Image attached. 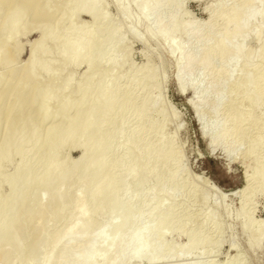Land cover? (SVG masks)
<instances>
[{"label": "bare ground", "instance_id": "1", "mask_svg": "<svg viewBox=\"0 0 264 264\" xmlns=\"http://www.w3.org/2000/svg\"><path fill=\"white\" fill-rule=\"evenodd\" d=\"M111 1L123 17L122 28L132 30L137 37L141 33L137 29L140 26H144L142 34L157 40L165 39L171 30L185 29L188 36L186 44L189 45H179L181 41L177 43L175 37V41H171L170 34L171 42L167 43V40L165 43L169 44L168 52L176 56V80L182 92H191L188 101L194 106L197 117L200 119L203 114L200 106L209 107L206 110L210 120L205 123L203 131L209 127L216 129L215 137L208 142L210 148L219 142H228L230 146L227 144L226 153H229V147L234 150L238 148L250 130H261L259 138L251 141L247 138L249 143L245 156L250 163L251 160L254 162L251 163L253 167L248 183L242 191L243 204L238 218L247 231L250 243L264 241V227L260 222L251 223L249 212L255 194L264 192V157L259 159L256 156L257 150L264 148V0H231L229 5V0H215V5L210 3L212 6H205L210 9H206L210 14L200 25H195L193 21L188 24L180 22L184 12L180 0H133L131 4L138 5L136 12L132 10L129 0ZM83 5H89L90 12L94 9L92 7H96V10L107 14V0H0V184L4 180L8 182L5 168L9 164L16 167L12 179L14 183L10 184H14V187L21 182L25 184L22 190L16 191L14 199L9 200L11 204H6L10 194L6 198L0 196L1 263L8 264L11 259L13 264L15 253L22 249V241L30 236L33 241L28 251L26 249V256L29 259V255L35 253L33 257L36 258V253L40 252L41 257L39 255L36 264H101L113 252L116 255L110 262L112 264L117 263L118 258L125 257L127 260L137 258L152 261L156 258L180 260L190 254L203 256L208 239V231L204 229L206 223L211 222L210 230L217 234L222 232L223 226L217 220L215 210L210 211V207L207 209L210 212L203 213L202 218L197 217L201 218L198 229L190 227L193 217L189 211L193 210V206L187 204L184 198L176 199L186 185L177 181L181 158L173 147L174 140L164 133L166 116L163 113L158 123L157 120L156 123L150 122L151 119L148 121L147 101L150 96L139 102L132 91L148 80L150 82L154 77L155 65L147 61L125 87L116 88L112 93L102 91L92 101H83L85 92L96 82L92 77L93 82L87 83L89 78L83 82L87 73H92L91 76L96 73V80L100 81L103 78H116L126 71L132 60L131 52L125 50L120 59L110 64L94 60L91 63L95 39L91 27L80 24L79 14ZM162 7L172 12H160ZM32 30H37L39 35L28 43L26 59L20 60L24 43L19 38ZM248 36L256 40L254 49L246 48L243 44ZM85 61L92 66L88 64V69L78 75V68ZM194 66L199 70L197 73L193 72ZM161 67L164 68L163 65ZM236 74L237 80L232 82ZM202 83L205 85L202 86ZM200 87L202 95L199 92L197 96L196 89ZM210 94L214 98L209 100ZM224 99L226 106L224 113H220ZM102 106H105L104 110L95 119L96 110ZM239 107H243V110ZM161 111L162 114L164 110ZM117 112L130 113L137 119L129 132L127 119L119 124V135L127 134L129 137L124 142L119 141L128 155L117 162L129 166L128 174L131 179L137 180L136 183L138 178L139 182L140 178L145 182L147 177L156 176L153 153L167 148L161 161L174 167L169 183L159 180L158 186L151 189L145 204L147 220L128 234L124 233V229L126 226L134 227L139 216L132 212L126 200L115 199L112 210L116 215L107 225L93 232L92 217L86 214L89 208L82 204L79 206L80 215L75 217L70 228L49 243L52 231L43 229L42 222L47 220L52 210H63L66 193L70 192L72 186L68 180L56 186L54 180L59 179L66 169L59 161V155L72 144L85 157L91 150L108 147V127L115 124ZM52 114L59 118L48 123ZM103 129L108 132L106 136L96 137V133ZM154 134L157 136L155 143L152 142ZM60 139L61 145L53 150L48 164L38 170L39 174H32L35 177L29 174V178L24 175L27 156L33 153L35 160H38L43 147L52 146ZM102 152L80 167L81 174L100 171V175L87 186L92 190L90 207L96 206L98 201L106 199L112 192V166L103 170ZM80 171L77 170L78 173ZM71 173L68 172V175ZM42 186L44 188L41 189ZM83 187L80 183L77 194ZM6 206L13 212L12 216L7 214ZM178 209L184 213L182 219L177 216ZM224 213L226 216L231 214L228 208ZM82 217H85L84 221ZM36 218L38 220L34 221ZM175 230L185 236L183 245L172 246L167 241L169 234ZM80 240H86V246L72 249V245ZM57 250H60V256L55 260ZM218 263L212 260L206 264ZM190 264L203 263L198 260Z\"/></svg>", "mask_w": 264, "mask_h": 264}, {"label": "rangeland", "instance_id": "2", "mask_svg": "<svg viewBox=\"0 0 264 264\" xmlns=\"http://www.w3.org/2000/svg\"><path fill=\"white\" fill-rule=\"evenodd\" d=\"M131 1L133 0H129L130 6L132 5V10L136 12L138 5L136 3L131 4ZM179 2L181 3V8L184 11L183 16L180 18V22L182 23L183 21V24H186V22L188 24L193 21L195 25L203 24L208 19L210 12H207L208 8L205 6L210 5V3H212V5L216 4L215 0H180ZM227 4H231V0H229ZM92 8H94L92 9L93 12H90V6L83 5L79 14L80 24L86 27L90 26L95 39V43L92 48L93 54L92 56L90 55V58L92 57L93 59L91 58V60L89 58V61L91 60V63L94 60V62L101 61L102 64H110L113 61L120 59L122 56V51L125 50H129L131 52L130 58L132 60H130L129 67L126 68V71L116 78L109 80L103 78L102 81H100L96 80V73L95 75L93 73L94 77L91 76L92 73H87L83 82L89 78L87 80L88 83L91 81V77L92 80L96 82L93 83V85H95L92 86V88L85 92L83 95V101L88 103L89 101L97 98V96L102 91H108L112 93L116 88L125 87L135 76V73L138 71V69L141 68V66L147 61L155 65L156 70L153 73L154 77H151L152 81L150 80L149 82L148 80L146 84L135 87L132 91L139 102L142 101L146 96H150L149 100L147 101L148 118H146L148 121L151 119L150 122L158 123L159 120L161 121L160 118L162 117L163 113L166 116V127L164 133L166 137L172 138L174 140L173 147L181 158V167L179 165L180 170L177 176V181L179 183L185 184V189L187 188L186 190L183 189L182 192H179L176 199L184 198L187 204H191L193 206V210L189 211L193 217L191 218L189 225L193 229H198L203 213L206 211L208 212L209 210L207 209L210 207V211L211 209L215 210L214 212H216V218L223 226L222 232L217 234L210 230L211 222L208 221L206 223L207 225L204 229L205 231L206 229L208 231V239L203 248L205 253H203V256L200 254L201 257L197 254H190L189 257H182L180 260L175 258H156L152 261H149L148 259L137 258L127 260L128 258L125 257L118 258V262L115 264H190L198 260L203 264L212 262V260H214L216 263L219 262L218 264H264V241L261 240L254 244L250 243L248 240L249 236L247 231L242 226L238 218L240 207L243 204L242 191L248 183L250 178L249 174L252 173L251 170L253 167L251 163L254 162L251 160L250 163L249 159L245 156V150L248 148L247 145L249 143H247V138L249 141L259 138L261 136V130H250L248 137L238 148L234 150L233 148L229 147V153L230 150L233 149V151L231 150L232 152L230 154L226 153L228 150V142H219L214 148H210L208 146V142L215 137L216 129L215 127H209L203 131L205 123L207 121L209 122L210 120L209 112L206 110V108L209 107H199L201 109L200 111L203 113L202 117L199 119L194 110V106L190 101H188V99L191 98V92L189 90L182 92L180 84L176 80V70H178L176 56L174 57V55L168 52L169 44L167 45V43H170L172 40L175 41V38L176 42L178 41L177 43L181 41V44L179 45H182V43L184 45L188 42V36L185 33V29L180 28L177 30L178 32L171 30V34L168 32V35L165 37L166 40L164 38V40H157L154 38L149 39L150 37L148 38L145 33L142 34V30L144 32V26H142L143 28L140 26L141 28L138 27L137 29L138 32L141 33L140 36L137 37L132 30L122 28L124 20L122 15L115 7L113 1L107 0V14L103 13L101 10H96V7ZM208 11H210V9ZM160 12L171 13L172 11H167L166 8L162 7ZM180 13L181 9L178 10V15ZM182 17L184 19H182ZM169 34L171 36V41L169 40ZM38 35L39 32L37 30H32L28 34L20 36L19 39L24 43L20 60L26 59L28 56V43L36 39ZM167 40H169V42ZM166 41L167 43H165ZM158 42H160V44ZM243 44H245V47L247 46L246 48L254 49L256 47V40L252 36H248L247 39H245V43L243 42ZM162 45L163 47H160ZM186 45H189V43ZM186 45L185 47L187 48L188 46ZM95 58L97 59L95 60ZM89 61H85L78 68V75L88 69V64H91ZM162 65L164 68L161 67ZM91 66L92 64L90 67ZM198 71L199 70L197 66H194L193 72L197 73ZM162 76L163 78H161ZM234 76L236 78L233 77L234 80H232V82H235V79L237 80V74ZM203 85H205V83H202V86ZM201 88L202 87L196 89L195 95H199V92L202 91ZM227 89L228 88H226V90ZM200 95H202V92ZM208 97L210 100L214 98V95L210 94ZM225 106L226 100L224 99L221 104L220 113H224L223 110ZM104 107L105 106H102L96 110L97 114L94 115L95 119H97L99 113L104 110ZM243 107H239V109L243 110ZM161 110H164L165 112H162ZM54 118L57 119L59 116L52 114L48 123L53 121ZM124 119H127V132H129L136 125L137 119L130 113L117 112L114 117L115 124L108 127V131L110 132V136L106 138L109 141L108 147L104 148L103 146L99 150H91V152L86 154V157L85 155H83V157L79 148L74 147L73 144L72 146H66L62 150L61 154L59 155V161L64 164L63 166L64 168L66 167V169L61 172L58 177L59 179H55L54 181L57 186V184H60L65 180L67 182L68 180L72 186L70 192L66 193V202L63 210H52V213H50L48 215L49 217L46 218L47 220L42 222L43 229L46 228V230L52 231V235L49 237V243L55 241L60 234H63L70 228L75 217H77L78 214L80 215L79 206L82 204H86L89 208L86 214L92 217L91 230L93 232L107 225L116 215V213L112 210L115 199L126 200L131 206L132 212L139 216V221L134 227L127 228L126 226L124 229L125 234L137 229L147 220L145 206L146 198L149 196L151 189L155 188V186H158L159 180L169 183L170 174L172 173L174 167L172 164H164L161 161V158L165 156L164 153H167L168 151L167 148H164V150L153 153L152 160L154 161L156 176L147 177L145 182V179L143 180V178H140L141 182H139L138 178V183H136L137 180L135 178L131 179V176L128 174L129 166H125L123 163L119 164L117 162L118 159H123L128 155L125 147L119 143V141L124 142V140L128 139L129 137L127 134L122 136L119 135L118 127L122 120L124 121ZM107 133L108 132L105 129H103V131L100 130L96 133V137L100 138L106 136ZM156 140L157 136L154 134L152 137V142L154 141L155 143ZM60 145L61 139L52 146L49 145L47 147H43L42 155L38 158V160H35L36 156L33 153H30L27 156L28 158L26 157V160H28L26 162L28 163L26 165L27 168L24 171V175H27L28 178L29 176L35 177L33 175H36L38 170L40 171L43 166L48 164L50 154L56 147ZM101 151H103V170L109 168V166H112V192L106 197V199L98 201L96 206L90 207L89 200L91 198L92 190L87 186L90 185V183L100 175V171L95 170L90 173L85 172L81 174L80 167L83 166V164H86L90 159L99 155ZM256 156L259 159H263L264 148H259L256 152ZM78 159L79 161H77ZM80 159L83 160L81 161ZM15 168V164H9L5 168V174L8 177V182L4 180L5 182L3 181L4 183L1 182L0 184V196L6 198L10 194L6 198L8 203H6L7 200L5 199V203L7 205L9 203L11 204L10 201L14 199L16 191L19 189L22 190L25 185L22 182L15 187L14 184H10L11 182L14 183L12 179L16 173ZM77 170L80 171V173H78ZM68 172L72 173L68 175ZM27 177L25 176V179ZM80 183L84 187L82 188L81 192L77 194ZM42 188L44 187L42 186L41 189ZM190 193L192 195H190ZM51 206L54 207L53 203H51ZM50 208L52 209V207ZM225 208L230 210V216L225 215ZM5 209L8 211V215H13V212L10 211L9 207L7 209L6 206ZM249 210L251 213V223L260 222L261 226L264 227V192H258L255 194L252 203L249 205ZM10 212L12 214H9ZM176 213H178V218L180 217L182 219V216L184 215L182 209H178ZM188 215L190 216V214ZM198 216L201 218H197ZM37 218L34 219V221L38 220ZM82 218L84 221L85 217ZM251 223L249 225H251ZM27 227L29 226L27 225ZM169 235L170 236L167 237V241L169 240L168 242H170L172 246H179L180 244L183 245L185 243V236L180 234L178 231L175 230ZM30 238L31 236L22 241L23 246H21L23 250L21 249L16 252L17 254L15 253V257L13 256L14 258L12 259L13 261L15 259L13 264H36L39 255L41 257V253L39 252V254L36 253V258H34L35 253L33 254L34 257L32 254L29 255L30 260L27 258L28 255L26 256V254L28 253V248L30 247L31 241H33V239L31 238L30 240ZM26 244L27 248H25ZM84 246H86V240H80L72 245V249ZM115 255V252L107 255L105 260L103 262L101 261V264H112L110 262L114 260ZM31 256L33 257V260ZM59 256L60 250H57V252L54 253V259L58 260ZM7 263L11 264V259ZM0 264H3V262L1 263V260Z\"/></svg>", "mask_w": 264, "mask_h": 264}]
</instances>
